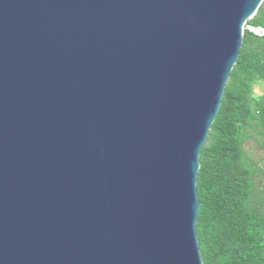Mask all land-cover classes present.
Segmentation results:
<instances>
[{
    "label": "water",
    "instance_id": "1",
    "mask_svg": "<svg viewBox=\"0 0 264 264\" xmlns=\"http://www.w3.org/2000/svg\"><path fill=\"white\" fill-rule=\"evenodd\" d=\"M263 1L0 0V264H204L199 160Z\"/></svg>",
    "mask_w": 264,
    "mask_h": 264
},
{
    "label": "trees",
    "instance_id": "2",
    "mask_svg": "<svg viewBox=\"0 0 264 264\" xmlns=\"http://www.w3.org/2000/svg\"><path fill=\"white\" fill-rule=\"evenodd\" d=\"M221 108L200 157L197 226L204 264H264V206L246 144L264 150V1L249 20ZM260 32V33H257Z\"/></svg>",
    "mask_w": 264,
    "mask_h": 264
},
{
    "label": "rangeland",
    "instance_id": "3",
    "mask_svg": "<svg viewBox=\"0 0 264 264\" xmlns=\"http://www.w3.org/2000/svg\"><path fill=\"white\" fill-rule=\"evenodd\" d=\"M264 85L257 84L255 86L254 97H258L263 94ZM248 153L253 157L258 163V167L252 165L255 176L258 182V191L255 194V200L264 206V150H261L253 140H250L246 144Z\"/></svg>",
    "mask_w": 264,
    "mask_h": 264
}]
</instances>
